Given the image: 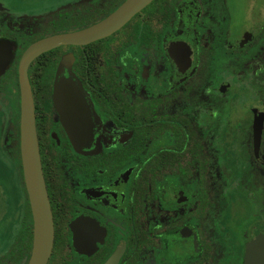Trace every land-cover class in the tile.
<instances>
[{
	"label": "flooded vegetation",
	"instance_id": "obj_1",
	"mask_svg": "<svg viewBox=\"0 0 264 264\" xmlns=\"http://www.w3.org/2000/svg\"><path fill=\"white\" fill-rule=\"evenodd\" d=\"M122 1L0 0V264H264V0H150L34 56L38 221L20 57Z\"/></svg>",
	"mask_w": 264,
	"mask_h": 264
},
{
	"label": "water",
	"instance_id": "obj_2",
	"mask_svg": "<svg viewBox=\"0 0 264 264\" xmlns=\"http://www.w3.org/2000/svg\"><path fill=\"white\" fill-rule=\"evenodd\" d=\"M150 0H123L110 13L100 20L85 27L50 34L30 44L22 53L19 60V79L21 92V154L22 163L34 212L38 221H46L47 198L44 194V182L41 172L40 157L34 124V111L30 87L26 76V67L29 61L38 53L60 43H85L90 40L105 36L122 26L135 12L140 10ZM47 206V207H46ZM42 246L51 245L52 233L39 230L36 236Z\"/></svg>",
	"mask_w": 264,
	"mask_h": 264
},
{
	"label": "bare ground",
	"instance_id": "obj_3",
	"mask_svg": "<svg viewBox=\"0 0 264 264\" xmlns=\"http://www.w3.org/2000/svg\"><path fill=\"white\" fill-rule=\"evenodd\" d=\"M84 114V113H83Z\"/></svg>",
	"mask_w": 264,
	"mask_h": 264
}]
</instances>
